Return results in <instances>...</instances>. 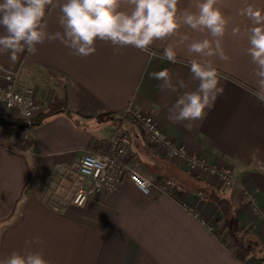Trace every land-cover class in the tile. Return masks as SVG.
Returning <instances> with one entry per match:
<instances>
[{"label":"crops","instance_id":"0c3cea01","mask_svg":"<svg viewBox=\"0 0 264 264\" xmlns=\"http://www.w3.org/2000/svg\"><path fill=\"white\" fill-rule=\"evenodd\" d=\"M53 2L56 6L46 9L47 31L62 32L58 17L63 0ZM200 2L179 0L178 10L195 12ZM248 4L264 12V0H218L217 6L230 17L222 38L230 61L210 58L220 73L223 94L202 122L168 119L178 96L198 86L186 63L152 58L131 46L116 51L100 40L95 42L96 52L87 57L73 55L59 40L37 45L35 54L25 50L15 61L10 53H0V69L19 70L20 83L34 89L40 106L36 115L40 122L29 131L30 142L24 148L17 133L0 130V259L13 252L39 251L50 264H242L221 235L227 228L218 222V208L198 192L203 190L192 192L194 184L227 197L242 229L264 249V103L249 91L255 88L254 65L246 54L253 25L239 14ZM121 7L129 10L126 4ZM233 28L240 29L237 36L232 35ZM184 35L189 39L180 43ZM206 37L211 39L207 30L182 25L176 35L154 41L151 50L162 54L171 45L178 60L187 62L198 58L188 53L187 45ZM164 68L174 79L177 74L183 78L187 88L162 91L161 82L149 74ZM52 107L71 115L48 114ZM130 109L153 116L171 141L186 144L212 164L230 166L235 183L225 188L199 171L157 156L129 120L125 131L132 141L130 164L157 186L171 182L180 193L177 199L159 188L145 195L127 179L119 191L104 189L82 207L74 205L72 198L62 205L50 204L43 184L52 175L77 169L84 152L104 149L119 118ZM0 115L17 128L22 124L16 113L2 105ZM182 203L192 205L214 231ZM37 238L41 243H26Z\"/></svg>","mask_w":264,"mask_h":264},{"label":"clouds","instance_id":"9594fccd","mask_svg":"<svg viewBox=\"0 0 264 264\" xmlns=\"http://www.w3.org/2000/svg\"><path fill=\"white\" fill-rule=\"evenodd\" d=\"M179 0H63L59 5L58 24L63 29L50 33L45 21L46 9L55 7L53 0H0V53H10L15 61L25 50L29 54L37 52V45L45 41L59 40L71 49L73 55L87 57L96 52L97 40L110 43L116 51L131 46L152 58L166 60L172 64H185L192 78L198 81L195 90L183 91L169 109L168 119L172 123L203 121L214 106L218 96L223 94L220 73L210 58L218 57L228 62L230 57L224 52L222 38L225 36L230 17H226L217 6L218 0H203L196 4L197 11H179ZM126 4L129 10H122ZM239 14L247 17L252 27L248 30L246 54L254 65L255 88L250 89L260 102L264 103V12L251 4L243 7ZM182 25L192 30L204 32L211 37L193 40L187 45L189 54H196L185 62L178 60L177 52L171 45L162 54L151 50L154 41H164L178 33ZM239 28L232 29L237 36ZM188 36L180 37V43ZM160 81L162 91L177 93L186 89L183 78L177 74L174 79L169 69L164 68L149 74ZM24 115H28L27 112ZM191 126V124L189 125ZM151 180L138 182V188L149 194ZM39 244V238L26 242ZM0 264H50L39 251L24 254L13 252L0 259Z\"/></svg>","mask_w":264,"mask_h":264},{"label":"built area","instance_id":"2783aa9c","mask_svg":"<svg viewBox=\"0 0 264 264\" xmlns=\"http://www.w3.org/2000/svg\"><path fill=\"white\" fill-rule=\"evenodd\" d=\"M0 105L6 110L16 113L23 123V137L26 144L30 142L29 131L35 126L39 103L34 89L28 84L20 83V71L7 68L0 69ZM27 112L28 115H24ZM131 120L135 123L145 143L159 157L177 161L189 169H195L226 187H231L235 181L232 168L226 164L215 165L199 153L192 152L186 144L171 141L162 130L155 118L147 113L133 111L132 109L119 118L118 124L107 141V145L99 152L87 151L78 161V175L83 182L82 187L73 197V204L82 207L89 199L106 189L110 192L119 191L123 182L129 179L138 188V182L148 178L133 167L129 160L131 157V138L125 131V123ZM27 146V145H26ZM31 153L30 148L25 150ZM149 194L159 188L169 196L176 198L180 194L171 182H164L157 186L151 180ZM140 191V190H139ZM143 193L142 191H140ZM144 194V193H143ZM184 208L201 221L209 231L214 227L208 224L194 211L193 206L182 203ZM258 262V261H257ZM242 264H253L243 262Z\"/></svg>","mask_w":264,"mask_h":264},{"label":"rangeland","instance_id":"374dc122","mask_svg":"<svg viewBox=\"0 0 264 264\" xmlns=\"http://www.w3.org/2000/svg\"><path fill=\"white\" fill-rule=\"evenodd\" d=\"M20 122L23 123L22 120ZM17 138H18V141H20V143L22 144V148H24V146H26L27 139H24L23 132L21 130L17 132ZM192 170L196 171L195 169H192ZM62 172H65V174L63 175L55 174L54 176L52 175V178L46 181L45 184H43V194L45 195L49 203L53 205H62L64 203L63 201H65L66 199H69V200L71 198L73 199L76 192L83 185V182L78 175V167L77 169L73 168L67 171H62ZM219 183L223 187L228 188L222 182H219ZM204 187L205 186H203V188ZM203 188L201 186L197 187V184L196 185L194 184V187H192V189L196 191L203 189ZM204 194L207 196L211 195L208 189L204 191ZM221 223L225 224L224 222H221ZM226 228H227V232L223 230V233L221 235H223V237L226 239V243L228 244L227 246L232 250L235 257L241 263L243 262L249 263L252 261L253 264H259V262H257L256 259H254L255 257L251 255L246 250L245 247H243L242 245H239L238 242L230 236L227 225H226ZM244 233L249 236L248 230L244 231Z\"/></svg>","mask_w":264,"mask_h":264},{"label":"trees","instance_id":"16d2710c","mask_svg":"<svg viewBox=\"0 0 264 264\" xmlns=\"http://www.w3.org/2000/svg\"><path fill=\"white\" fill-rule=\"evenodd\" d=\"M59 112H65L68 115H71L68 111L61 109L60 107H52L48 114H54ZM40 121H36L35 125ZM0 130L4 134H13L20 131L11 121L7 120L5 117L0 115ZM17 156L23 157L22 154L14 152ZM206 189L211 193L210 196L202 194V197H210L211 201L214 202L216 207L219 210L220 217L218 222H224L229 230L230 236L238 242L239 245H242L246 250L253 255L257 260L264 263V249H262L258 244H256L247 234L244 233V230L240 226L238 215L236 213L235 206L231 201L222 195L220 192L216 191L214 188H203L198 192H204ZM192 192H196L193 190Z\"/></svg>","mask_w":264,"mask_h":264},{"label":"water","instance_id":"95a60500","mask_svg":"<svg viewBox=\"0 0 264 264\" xmlns=\"http://www.w3.org/2000/svg\"><path fill=\"white\" fill-rule=\"evenodd\" d=\"M19 129H20V130H23V129H24V126H23V125H21V126L19 127Z\"/></svg>","mask_w":264,"mask_h":264}]
</instances>
